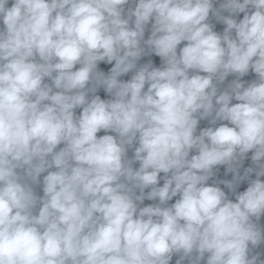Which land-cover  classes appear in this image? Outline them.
<instances>
[{
  "label": "clouds",
  "instance_id": "clouds-1",
  "mask_svg": "<svg viewBox=\"0 0 264 264\" xmlns=\"http://www.w3.org/2000/svg\"><path fill=\"white\" fill-rule=\"evenodd\" d=\"M0 264H264V0H0Z\"/></svg>",
  "mask_w": 264,
  "mask_h": 264
},
{
  "label": "trees",
  "instance_id": "trees-1",
  "mask_svg": "<svg viewBox=\"0 0 264 264\" xmlns=\"http://www.w3.org/2000/svg\"><path fill=\"white\" fill-rule=\"evenodd\" d=\"M153 59H154V61L156 62V64L158 65L159 64V58L158 57H153ZM101 67H104L103 65H101ZM127 77H125V79H126ZM101 95H102V98H103V93H101ZM101 134H103V133H101ZM145 203H150V202H148V201H146Z\"/></svg>",
  "mask_w": 264,
  "mask_h": 264
}]
</instances>
